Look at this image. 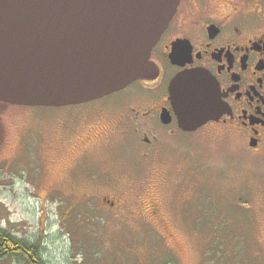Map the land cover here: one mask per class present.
I'll return each instance as SVG.
<instances>
[{
  "label": "rangeland",
  "instance_id": "obj_1",
  "mask_svg": "<svg viewBox=\"0 0 264 264\" xmlns=\"http://www.w3.org/2000/svg\"><path fill=\"white\" fill-rule=\"evenodd\" d=\"M79 115L0 102V226L39 241L46 264H264V158L207 130L146 157L128 118ZM97 193L122 194L125 210Z\"/></svg>",
  "mask_w": 264,
  "mask_h": 264
},
{
  "label": "water",
  "instance_id": "obj_2",
  "mask_svg": "<svg viewBox=\"0 0 264 264\" xmlns=\"http://www.w3.org/2000/svg\"><path fill=\"white\" fill-rule=\"evenodd\" d=\"M179 0H0V102L60 107L90 102L157 72L152 50ZM180 44L170 54L176 63ZM201 70L179 72L168 90L179 127L219 116ZM170 122L167 112L162 114Z\"/></svg>",
  "mask_w": 264,
  "mask_h": 264
},
{
  "label": "flooded vegetation",
  "instance_id": "obj_3",
  "mask_svg": "<svg viewBox=\"0 0 264 264\" xmlns=\"http://www.w3.org/2000/svg\"><path fill=\"white\" fill-rule=\"evenodd\" d=\"M176 42L180 46L174 63L170 54ZM151 60L157 72L147 78L90 102L50 108L69 107L76 111L77 118L79 114L95 119L103 116L106 120L97 121H109L115 127L128 118L134 124L138 143L146 149V157L162 140L175 141L207 130L231 135L251 157L264 158V0H179L174 17L152 50ZM188 70H201L209 76L215 88L211 95H217L220 106L219 116L195 131L179 127L168 90L171 79ZM164 112L170 122L162 119ZM102 127L90 132L87 139L97 141L104 137L108 128ZM160 175L154 169L150 183L154 198L149 209L154 215L159 214L154 190L162 182ZM262 176L264 179V171ZM108 194H98L101 202H108L103 204L104 209L124 211L122 194ZM90 195L94 199L96 194ZM160 219L164 224L170 222L162 215Z\"/></svg>",
  "mask_w": 264,
  "mask_h": 264
},
{
  "label": "trees",
  "instance_id": "obj_4",
  "mask_svg": "<svg viewBox=\"0 0 264 264\" xmlns=\"http://www.w3.org/2000/svg\"><path fill=\"white\" fill-rule=\"evenodd\" d=\"M0 259H12L14 264H46L39 241L20 238L1 226Z\"/></svg>",
  "mask_w": 264,
  "mask_h": 264
}]
</instances>
